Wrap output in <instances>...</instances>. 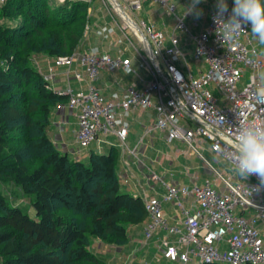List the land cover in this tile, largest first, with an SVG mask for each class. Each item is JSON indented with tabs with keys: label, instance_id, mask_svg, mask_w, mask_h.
I'll list each match as a JSON object with an SVG mask.
<instances>
[{
	"label": "built area",
	"instance_id": "built-area-1",
	"mask_svg": "<svg viewBox=\"0 0 264 264\" xmlns=\"http://www.w3.org/2000/svg\"><path fill=\"white\" fill-rule=\"evenodd\" d=\"M109 1L114 13L134 29L141 47L146 51L143 67L153 74V78L146 82L143 89L130 87L123 98L106 99L97 85L101 71H132V62L123 53L113 56L85 50L54 58L53 64L57 67L70 68L77 59L86 70V90L74 92L69 88L57 91L60 96L68 97L71 109L79 111L77 141L81 148L87 149L100 136L112 133L125 145L128 126L118 127V110L128 112L132 108L154 107V129L165 133L168 142H183L201 157L199 143L209 144L215 156L232 167L233 152L228 144L229 137L242 123L253 120L264 122V98L258 95V89L264 87L260 80L264 59L251 44V25H243L235 41L222 39L220 33L223 30L213 20L215 10L211 12L206 29L192 37L195 43L193 60L206 66L205 70L198 68L195 76L174 64L173 60L181 55L176 47L177 39L173 37V47L166 50L164 35L156 31L153 24L136 22L128 15L131 8L141 9L140 0ZM154 1L170 12L174 11L171 0ZM228 8L230 13L232 8ZM87 28H90L89 25ZM177 28L186 30L181 20ZM158 57L164 58V67L159 65ZM247 72L250 74L249 82L239 90L238 85ZM75 77L82 81L81 74L76 73ZM44 79L53 86V73L44 75ZM146 131L149 132V129ZM153 178L157 179L156 176ZM219 178L224 182L226 191L217 190L211 181L195 184L191 188L167 185L164 200L181 207L184 215L181 226L170 223L162 200L150 198L145 201L149 218L144 227L146 240L161 231L177 237L176 243L163 242V256L169 262L264 264V239L258 228V221L264 220V187L254 190L260 184L255 175L237 184L221 175ZM190 197L198 206L195 212L184 206V201Z\"/></svg>",
	"mask_w": 264,
	"mask_h": 264
},
{
	"label": "trees",
	"instance_id": "trees-1",
	"mask_svg": "<svg viewBox=\"0 0 264 264\" xmlns=\"http://www.w3.org/2000/svg\"><path fill=\"white\" fill-rule=\"evenodd\" d=\"M88 7L70 0L0 7V184L19 187L35 211L0 192V264H103L92 242L125 245L128 228L148 218L145 201L122 192L114 153L75 160L48 134L53 110L68 97L35 61L82 45Z\"/></svg>",
	"mask_w": 264,
	"mask_h": 264
},
{
	"label": "crops",
	"instance_id": "crops-1",
	"mask_svg": "<svg viewBox=\"0 0 264 264\" xmlns=\"http://www.w3.org/2000/svg\"><path fill=\"white\" fill-rule=\"evenodd\" d=\"M140 1L142 5L141 9L136 10L131 8L127 12L128 15L136 22L145 21L153 24L156 31L164 35V47L166 50L173 47L172 38L175 37L174 34L177 31L181 30L177 28L179 20L183 21L186 27V30L181 31L189 33L190 28L187 25V21H189L193 27L202 32L206 29L210 14L215 10L216 4V0H205V2L199 4L198 8L203 10V15L197 19L187 12L190 0H171V4L174 6L173 12H170L166 7L152 0L154 4L161 5L166 14L174 19V23H171V27L174 26L173 33L172 35H168L167 32L171 27L164 20V15L161 12L150 13L147 15V19L139 17L143 12L144 4L148 0ZM89 2V5L92 6L91 25L89 27L91 29L97 28L104 32L102 33L103 35L101 34L102 36L98 34L100 38L95 36L93 34L94 32H91L76 51L89 50L98 53H109L113 56H118L123 53L125 58H129L132 62V71L129 72L123 70L115 72L102 70L100 79L97 82L101 93L106 99H113L123 98L130 87L143 89L146 82L153 78V74L143 67L145 55H142L140 52L138 44H135L133 40L131 41L123 32L122 27L118 24V20L102 0H91ZM233 3L234 0H227L228 7L232 8ZM180 11L182 12L181 16L179 15ZM95 16L99 17L95 18ZM154 17H157L156 20L153 19ZM94 18L95 22L93 21ZM192 37L191 35L190 38L193 43V52L191 55L193 58L195 43ZM250 37L252 46L259 51L257 48L259 43H256L258 41L251 34ZM97 39L106 40H98L101 42V45L98 46L95 45ZM125 40H128L129 44H124ZM176 47L181 52V55L173 61L180 70L184 72L190 71L196 76L198 74V68L206 69L203 62H194L195 72H193V69L186 59V55L183 53V49L180 47L178 39ZM259 54L264 59L260 51ZM181 57L184 58L185 63L187 62L188 65L183 66L181 64ZM53 60V57L40 55L37 56L35 65L43 75L53 73L55 80L53 81L52 87L55 91H65L69 88L74 92L86 90L88 85L87 74L85 68L80 65L79 60L76 59L70 68L65 66L57 67L53 64ZM157 61L161 67H163V62L165 64L163 57H158ZM76 73L82 75V81L76 79ZM118 114V127L124 124L128 126V136L125 145L121 143L115 133H112L107 136H100L87 149L82 148L80 151L76 150V147L80 148L77 141L79 111L77 109H71L68 101L59 104L53 110L48 134L62 152L67 153L70 158L75 160L86 162L92 153H114L117 159L122 192L134 197H140L144 201L150 198H159L162 200L165 215L173 225L181 226L184 221V215L181 207L164 200L167 185L191 188L195 184L202 185L206 181H211L217 190L223 192L226 189L219 175L234 184L245 182L242 179L236 181L234 175L226 178L227 174L221 173L209 162L207 163L209 166H206L200 173L192 172V169L187 166L185 159L189 150L187 152L180 151L181 146H186V144L180 141L170 143L165 133L154 129L156 123V110L154 107L148 109L132 108L128 112L118 110ZM147 129H149V132L146 131ZM203 144L206 145V143ZM190 152L193 151L190 149ZM194 154L196 153L193 152ZM201 154L202 157L198 154L196 155L203 158V153L201 152ZM154 176L157 179H154ZM14 204L18 206L19 202L14 201ZM184 206L186 209L192 210V212H195L198 207L193 197L185 200ZM148 221L149 218L143 224L128 228V242L125 245H108L112 251L106 252L103 251L105 249V243L94 240L91 248L92 252L101 259L103 264H162L164 261L171 263L163 256V251L165 250L163 242L167 240L170 243H176L177 237L161 231L150 240H146L144 227ZM258 228L264 239V220L260 219L258 221Z\"/></svg>",
	"mask_w": 264,
	"mask_h": 264
},
{
	"label": "clouds",
	"instance_id": "clouds-1",
	"mask_svg": "<svg viewBox=\"0 0 264 264\" xmlns=\"http://www.w3.org/2000/svg\"><path fill=\"white\" fill-rule=\"evenodd\" d=\"M203 2L205 0H190L188 14L199 19L203 10L198 5ZM213 20L223 30L220 33L222 39L229 41H235L242 26L250 24L252 37L264 46V0H234L230 13L227 0H216ZM260 80L264 83V72L260 73ZM258 95L264 98V87L258 89ZM228 144L233 152V172L242 180L257 176L260 184L254 190L264 187V122L253 120L240 124L229 137Z\"/></svg>",
	"mask_w": 264,
	"mask_h": 264
},
{
	"label": "rangeland",
	"instance_id": "rangeland-1",
	"mask_svg": "<svg viewBox=\"0 0 264 264\" xmlns=\"http://www.w3.org/2000/svg\"><path fill=\"white\" fill-rule=\"evenodd\" d=\"M58 1L59 2H62V3H65L68 0H58ZM70 1H72V2H78L77 0H70ZM5 2H6V0H4V3ZM4 3H0V7L2 5H4ZM86 3L89 4L90 2H86ZM104 4H106V6L108 7L109 11H111L115 17L117 16L116 19L118 20V24L121 27H123V29H122L123 32L129 37V39L131 41L133 40V42L135 44H139V46H140V49H139L140 52L142 53V55H146V51L141 47L142 45L140 43L139 38L135 35L134 29L133 28H130L126 24V22L124 20H122L117 14L114 13L113 8H112L109 0H106L104 2ZM91 8H92V6L89 5L88 10L86 12L87 13V18H86V26H85L84 31H83L84 32V34H83V40L86 39V37L91 32H94L93 34L95 36H97V37H99L98 34L101 35L104 32V31H101V30H99L97 28H93V29H91V27L89 29L87 28L88 25H91V17H92ZM153 12H155V13H160L161 12L162 15H164V20L166 22H168V24H169L170 27H171V23H174V19L173 18H170L166 14V12L164 11L163 7L161 5L154 4L152 2V0H148L144 4V6H143V12H142L141 16H139V17L140 18H143V19H147V15H149L150 13L152 14ZM179 15L180 16L182 15V12L181 11L179 12ZM97 17H99V16H95V18H97ZM95 18L93 19L94 22H95ZM156 18L157 17H154L153 19L156 20ZM16 21L18 22L19 20H16ZM187 25L190 28L189 33L183 32V31L179 30V31H177L174 34V36H175L174 38L175 39L177 38L178 41L180 42V47L183 49V51H184L183 53L186 55V57H187L186 59L188 60L189 65L193 69L192 71L195 72V63H194V60H193L192 55H191V53L193 52V43L191 42V38L190 37H191V35L192 36L197 35L198 33H200V31H199V29H196L195 27H193L189 23V21H187ZM124 27H125V29H124ZM173 29H174V26H172L168 30L167 34L168 35H172ZM250 34H251V31H250ZM98 40L104 41L106 39H97V42H96L95 45H98L99 46V45H101V42L98 41ZM256 43H258V42H256ZM124 44H129L128 40H125ZM257 48L259 49L260 53L264 57V46L259 45ZM180 62H181V64L183 66H186V63H185L183 57H181ZM162 66L163 67L165 66L164 62L162 63ZM249 75L250 74L248 72L245 73L244 78L242 79L241 83H239V85H238L239 90H242L246 86V84L249 82ZM199 147L201 149V152L203 153V158L204 159L201 158V157H199L196 154L193 155V152H190V148L187 145L186 146L183 145L180 148V151L181 152H187L189 150L188 151V155L187 156L184 155V156H185V159H186V164H187V166L189 168L192 169V172H199L200 173L202 170L205 169L206 166H209L207 164L209 162L215 168H217L221 173L227 174L226 178L230 177L231 175H234V178H235L236 181H239V179H241V178H239L232 171L231 166L228 163H225L223 161H220V159H218L215 156V154L212 152L211 147H210L209 144H206L205 145V144H203V142H200L199 143ZM76 150H78V151L82 150L81 146H80V148L79 147H76ZM1 191H3L6 194V196L8 197V200L10 201L11 205L15 206L14 201L19 202L18 207H20L25 212L29 213L31 216H34L35 215V211H34L33 207H31V203H30L29 198H27L23 194V192L21 191V189L19 187L12 186V185L0 184V192ZM92 245H93V242H92ZM103 251L108 252V251H112V249H110L108 247V245L105 244V249H103ZM162 264H177V263H167L166 261H164V262H162Z\"/></svg>",
	"mask_w": 264,
	"mask_h": 264
},
{
	"label": "water",
	"instance_id": "water-1",
	"mask_svg": "<svg viewBox=\"0 0 264 264\" xmlns=\"http://www.w3.org/2000/svg\"><path fill=\"white\" fill-rule=\"evenodd\" d=\"M149 51L152 53V48L151 47H150V50ZM152 61L155 62L154 58H152Z\"/></svg>",
	"mask_w": 264,
	"mask_h": 264
},
{
	"label": "bare ground",
	"instance_id": "bare-ground-1",
	"mask_svg": "<svg viewBox=\"0 0 264 264\" xmlns=\"http://www.w3.org/2000/svg\"><path fill=\"white\" fill-rule=\"evenodd\" d=\"M144 239V238H143Z\"/></svg>",
	"mask_w": 264,
	"mask_h": 264
}]
</instances>
